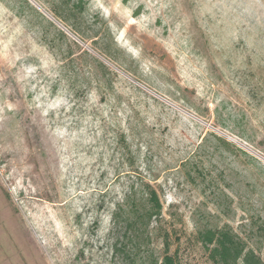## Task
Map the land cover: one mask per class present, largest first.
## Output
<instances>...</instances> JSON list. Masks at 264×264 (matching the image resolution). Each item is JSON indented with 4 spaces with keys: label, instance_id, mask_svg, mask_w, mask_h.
I'll list each match as a JSON object with an SVG mask.
<instances>
[{
    "label": "rangeland",
    "instance_id": "1",
    "mask_svg": "<svg viewBox=\"0 0 264 264\" xmlns=\"http://www.w3.org/2000/svg\"><path fill=\"white\" fill-rule=\"evenodd\" d=\"M207 231L264 264V0H0V264H215Z\"/></svg>",
    "mask_w": 264,
    "mask_h": 264
},
{
    "label": "trees",
    "instance_id": "2",
    "mask_svg": "<svg viewBox=\"0 0 264 264\" xmlns=\"http://www.w3.org/2000/svg\"><path fill=\"white\" fill-rule=\"evenodd\" d=\"M142 197L136 199L129 192L123 197V204L127 206L125 223V239L134 248L136 255L140 252L141 244L147 238L146 230L153 220L161 214L162 205L157 193L148 185L144 184L142 188ZM122 204H117L111 214L112 224L117 227L119 224L120 211ZM201 241L208 250L209 258L215 264H238L239 259L243 264H263L259 258H256L252 251L243 255V249L228 233L219 231H207L201 236ZM214 243L210 248L209 244ZM149 264H154L152 261ZM161 264H176L174 258L168 254L162 256Z\"/></svg>",
    "mask_w": 264,
    "mask_h": 264
}]
</instances>
